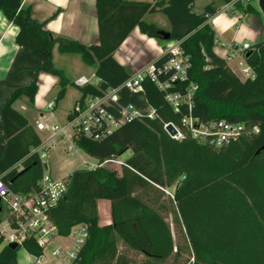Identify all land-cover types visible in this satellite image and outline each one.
<instances>
[{
	"label": "trees",
	"instance_id": "1",
	"mask_svg": "<svg viewBox=\"0 0 264 264\" xmlns=\"http://www.w3.org/2000/svg\"><path fill=\"white\" fill-rule=\"evenodd\" d=\"M195 1L95 0L99 40L84 44L55 37L33 18L31 6H24L23 0H0V10L18 28L16 43L42 61L33 80L16 88L1 108L6 143L0 155V177L19 194L38 190L44 166L32 153L42 139L15 102L25 97L35 105L40 72L59 78L56 103L65 97L69 84L76 86L54 66L55 46L59 53L77 54L84 64L95 68L98 84L76 86L80 92L76 102L101 95L133 75L114 53L135 27L163 40L157 34L159 27L143 19L146 14L165 15L170 23L169 40L179 41L189 56V79L197 85L191 109L182 105L174 111L146 77L141 83L153 117L140 115L126 121L101 140L76 139L78 147L100 162L128 155L120 173L104 166L72 171L65 195L50 209L59 236H68L78 224L87 227L88 237L73 264H177L180 252L174 253L173 233L161 213L165 206L159 202V193L170 187H174L175 220L194 258L189 264H264V41L246 50L244 57L254 77L241 79L213 50L215 31L209 16L215 7L208 4L202 13H196ZM235 9L257 12L250 2L241 0L235 2ZM168 57L166 52L154 64ZM189 114L202 123L224 119L248 127L257 125L259 132L214 148L193 138L184 127L182 119ZM169 122L179 128L183 138L167 133L165 124ZM98 199L110 201L111 224L99 225ZM2 208L0 199V218ZM124 245L142 259L134 260ZM22 247L33 256L43 252L34 239L26 240ZM18 249L3 244L0 238V264H19Z\"/></svg>",
	"mask_w": 264,
	"mask_h": 264
},
{
	"label": "built area",
	"instance_id": "2",
	"mask_svg": "<svg viewBox=\"0 0 264 264\" xmlns=\"http://www.w3.org/2000/svg\"><path fill=\"white\" fill-rule=\"evenodd\" d=\"M241 1L251 2V0ZM249 48V43L235 47L230 57L242 54ZM167 52L169 57L161 64L157 66L154 63L150 64L133 73L121 85L109 88L101 95H88L81 102H75L66 112L64 122L50 121L51 118L48 115L41 116V119L36 122V129L47 131L49 135L39 146L32 149V153L38 155L44 166L38 190L29 194L16 193L0 177V199L3 207L0 218V238L3 239V244L16 243L22 247L26 240L34 239L42 247L43 252L39 256H33V264H44L47 261L45 248L51 249L53 264L74 263L86 242L88 231L83 224L75 225L68 235L72 238V247L66 248L56 244L59 235L50 217V209L65 195L70 173L61 178H54L51 175L47 161L50 147L55 144V138H61L64 151L74 157L84 151L76 144V139L80 136L94 141L101 140L124 122L139 117L140 114L132 102L120 104V91L124 89L131 94L144 93L141 82L146 77L163 93L165 100L174 111H179L182 105H187L191 109L197 85L189 79V56L184 53L179 41L172 44ZM239 64L243 79L254 77V72L246 60H242ZM74 84L78 87L87 84L97 85L98 78L95 74L80 76L74 80ZM183 84L186 85L182 86ZM56 105V100H51L47 102L46 109L53 111ZM148 116L153 117V111ZM182 123L193 138L214 148H219L240 135L259 132L257 125L248 127L243 123L229 122L224 119L202 123L190 114L183 117ZM183 136L177 128V134L172 137L180 139ZM117 160L109 159L100 162L96 158L91 160L81 157L80 168L93 170ZM192 261H194L193 257Z\"/></svg>",
	"mask_w": 264,
	"mask_h": 264
},
{
	"label": "crops",
	"instance_id": "3",
	"mask_svg": "<svg viewBox=\"0 0 264 264\" xmlns=\"http://www.w3.org/2000/svg\"><path fill=\"white\" fill-rule=\"evenodd\" d=\"M250 3L257 9V12L243 13L236 10L235 0H196L193 5V11L196 13H202L205 6L208 4H212L215 7V13L209 16V23L212 25L215 31V44L213 46V50L218 56L227 61L232 71L241 79H243V76L241 75V67L239 63L242 60H245L243 54H245L246 51L242 54H236L235 56L230 57L234 48L241 46L244 43L253 45L255 43L264 41V13H262L259 8L258 0H251ZM23 5L31 6L33 18L44 23L45 27L55 37H66L69 39L78 40L84 44H94L99 40L95 0H23ZM154 14L158 13L146 14L143 19L146 22H152L156 24L159 29H170V24L166 21L159 23L156 20H153V17H151L149 20L147 19V16ZM17 30V26L11 23L3 11L0 10V155L6 143L1 120V108L5 100L16 88L27 85L33 80L36 69L41 65L42 62L41 59L35 56L29 49L19 46L16 43L15 36ZM173 41L174 40H161L151 37L142 33L138 27H135L128 37L123 41L120 47L115 51L114 56L117 61L129 68L133 73H136L148 65L153 64L164 53H166L173 44ZM55 51L52 52V60H55L57 56V52ZM76 55L77 54L60 53L58 54V57L63 56L64 58H68L69 62L72 63V67L74 64V69L76 70V66L80 67L77 61L78 57H75ZM55 67L61 69L64 75L71 82H74L77 77L91 76L95 74L94 70L91 74L87 75L84 73V69L81 67L78 72H75L74 77L69 78L64 68L58 66ZM58 82L59 78L55 75L46 72H40L38 74L39 90L35 98L34 109L39 111V117L36 119V121H39L42 115H46V113H44V110H47L46 104L47 102L51 101H47L46 98L53 90V87L58 84ZM140 94L144 95V93ZM134 95L137 94H131L128 91L122 89L120 91V104L124 105L128 102L133 103L132 99ZM79 97L80 92L73 100V104L79 99ZM17 102H15V104ZM15 104L14 106L16 108ZM24 108L25 107H23V110H26ZM57 109L58 102L56 108L53 111H49V114H47L51 118L50 121H58L55 114ZM152 111L153 109L151 107L149 113ZM65 116L66 113L64 115V120ZM37 132L41 139L44 140L41 135V130H38ZM83 153L86 155L84 158L91 160L95 159L86 154L84 151ZM79 168L80 163L69 173ZM100 202L101 199H98V207ZM98 223L100 226L111 224L112 209L110 215L105 217L103 221H101L99 215ZM68 238L70 237L58 236L56 239V244H61L66 248H71L72 240L68 242ZM24 251L26 254H29L25 249ZM46 262L44 264H46ZM18 263L22 264L19 262V260ZM53 263L54 260H52L51 264ZM24 264H33V261H27Z\"/></svg>",
	"mask_w": 264,
	"mask_h": 264
},
{
	"label": "rangeland",
	"instance_id": "4",
	"mask_svg": "<svg viewBox=\"0 0 264 264\" xmlns=\"http://www.w3.org/2000/svg\"><path fill=\"white\" fill-rule=\"evenodd\" d=\"M151 17H153L152 19L156 20L159 23H163V21L169 23L168 19L163 14L158 13V14L150 15L147 16V19L149 20L151 19ZM165 30L168 31L169 29H165ZM174 43H176L175 40L173 41V44ZM53 51L57 52V56L55 60L54 59L52 60L54 66L64 68L69 78L74 77L75 72H78V70H80L81 67L84 69V73L87 75L91 74L95 70L94 67L87 66L86 64H84L79 55H76L75 57H78L77 61L80 67L76 66V70H75L74 64L72 67V63L69 62L68 58H64L63 56L58 57V54L60 53L57 50V46L53 48ZM59 88H60L59 84H56L53 87L51 93L46 98V100L47 101L54 100L56 98ZM67 88L68 91L64 99H61L58 102V109L55 112L59 122H62L64 120L65 113L72 107L73 100L79 93L78 88H76L72 84H69ZM132 100L140 115H147L150 112L151 107L143 94L134 95ZM15 105L19 111L24 112L23 114L27 117L28 120H30L31 125L36 128V122H37L36 119L39 117V111H36L34 109L35 105L34 106L30 105L28 99L25 97L20 99ZM23 107H25L24 109L26 110H23ZM44 113H46V115L49 114V110H44ZM41 135L42 138L45 140L48 137L49 133L47 131H41ZM127 155H128L127 153L123 154L122 156L119 157L117 162L107 163L105 164L104 167L109 170H115L117 173H120L121 172L120 166L124 161V159L127 157ZM84 156L86 155L83 152H80L79 154H76L75 157H71L64 151L61 138L58 137L55 138V144L51 145L47 159L51 175L54 178L63 177L64 175L69 173L73 168L77 167L80 163V158ZM173 190L174 187H170L166 189L164 192L159 193L161 194L159 202L165 206V209L161 210V213L165 217L166 221L170 224L173 233L174 244L176 247L174 253L178 251L180 252V258L177 264H189V261L191 262V258H192L191 249L188 245L186 237L184 236V232L181 230L180 225H178V223L175 220L176 204L173 201ZM98 208H99L100 219L101 221H103V219L105 217H108L111 213L110 201L108 199H101ZM71 240L72 238H68V242H70ZM124 247L126 248L125 245ZM126 252L136 261H140L142 259L141 256L138 253L134 252L133 250L127 249ZM44 253L48 257L46 264H51L52 260H54V258L51 255V249L45 248ZM17 256L19 262L22 264H24L27 261H34V257L32 255L26 254L23 247H20L18 249ZM173 257L174 256H172L168 260V262L172 261Z\"/></svg>",
	"mask_w": 264,
	"mask_h": 264
},
{
	"label": "water",
	"instance_id": "5",
	"mask_svg": "<svg viewBox=\"0 0 264 264\" xmlns=\"http://www.w3.org/2000/svg\"><path fill=\"white\" fill-rule=\"evenodd\" d=\"M258 5L262 13H264V0H258ZM157 34L163 39V40H169L171 38V33L167 30L159 29L157 31ZM165 130L167 133L172 137L177 134V128L172 122H169L165 125ZM9 247L12 249H18L19 245L16 243H10Z\"/></svg>",
	"mask_w": 264,
	"mask_h": 264
}]
</instances>
